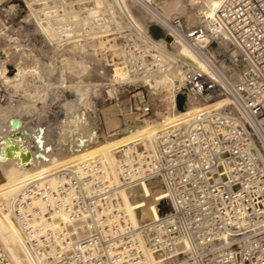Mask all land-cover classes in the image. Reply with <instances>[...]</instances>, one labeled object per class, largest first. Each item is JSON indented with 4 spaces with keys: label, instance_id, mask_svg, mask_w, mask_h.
<instances>
[{
    "label": "built area",
    "instance_id": "obj_1",
    "mask_svg": "<svg viewBox=\"0 0 264 264\" xmlns=\"http://www.w3.org/2000/svg\"><path fill=\"white\" fill-rule=\"evenodd\" d=\"M125 1L132 13L121 0L104 2L100 28L88 40L118 44L115 63L137 81L125 117L152 115L146 82L179 71L185 81L176 90L177 108L178 97L184 107L223 104L119 153L118 183L100 158L61 168L56 191L26 183L13 216L31 262L145 264L152 256L156 264H264V0H222L208 28L189 26L180 16L141 25L135 15L142 0ZM146 4L157 9L154 0ZM95 6L96 0H85V9ZM207 35H218L236 56L217 37L203 47ZM184 52L203 67L192 66ZM101 54L112 59L108 49ZM143 184L159 188L165 200L157 205L160 217L137 230L122 208L121 191ZM38 199L48 204L44 213ZM62 206L80 236L28 227ZM0 264H13L1 244Z\"/></svg>",
    "mask_w": 264,
    "mask_h": 264
},
{
    "label": "bare ground",
    "instance_id": "obj_2",
    "mask_svg": "<svg viewBox=\"0 0 264 264\" xmlns=\"http://www.w3.org/2000/svg\"><path fill=\"white\" fill-rule=\"evenodd\" d=\"M117 1L120 2V0ZM121 1L125 3L129 13H132V9L126 4V1ZM138 1L140 2V0ZM221 1L222 0L206 1L204 6H201L199 11L193 14V10L190 11L189 5L184 0H154L157 9L151 8L146 4V2H151V0H142L140 2L142 6L137 10V15L135 16L141 25L149 23L159 24V22H161L160 20L170 19L173 15L180 17L187 16L194 24L193 26L202 25L208 28L210 20L213 19L214 14L221 5ZM26 2V7L29 10V22L32 23L37 33L43 37L44 42L52 46L53 49L56 48L55 51H57V47L54 46L58 42H63V44L68 43L70 45L80 42L78 41L80 39L84 40V42L94 40L95 38L92 37L97 34V30L100 28L97 24L101 14L99 8L104 2H108V0H96V6L92 9H85V0H76L74 3L75 5L69 0H27ZM77 5L79 7H77ZM10 9H14V7H10ZM24 20H27V18ZM11 30H13V28H11ZM5 36L7 44L0 50V88L3 89L2 98H5V101H3L5 103L0 104V243L3 245L7 256L13 264H33L28 256L21 228L13 216L15 200L20 196L24 186L29 181H37L38 184L49 187L52 191H56L58 187L56 173L61 168L67 167L75 169L96 158L102 160L106 174L112 182H116L117 165L114 166L115 169L112 167L110 168L111 172L116 176L115 181L107 170L103 151L106 147L108 152L114 155L112 158H116L117 163L118 154L122 152L126 153L128 148L131 149L130 146H127L129 140H123V135L129 134L131 127L119 132L113 131L111 134L105 135L99 124L98 115L91 108L89 95L93 89L100 86L97 84L100 78L104 80L111 79L113 83L116 82V80L121 82V79L131 83H137V81L124 76L119 69V65L114 63L113 57H119L118 44L116 43H104L99 40L98 42L111 45L108 47L104 45V47L103 44L100 43V45H98V43L95 42L97 45L93 43L94 45L90 46L93 49L97 47L93 51L91 50L94 54H90L91 52L89 53L90 57L94 58L93 61L91 58L93 62L90 64L91 66L85 63V57L87 55L85 56L83 54L81 56L82 60L79 58L81 60L80 65L76 64L73 66L74 70L73 67H68V64H62L59 71V69L54 66L55 64H51V61V65L48 66L43 63L37 53L35 55L32 50L28 51L25 48L21 49L20 47L22 46L18 44L19 39H14L6 34ZM217 36H205L201 41V45L203 47L209 45L211 38L215 39ZM217 40L220 39L217 37ZM219 44L223 49L230 51L232 55L236 56V52L229 50L228 44L224 42L223 39L219 41ZM76 46L77 45H75V47ZM52 47H50V51H52ZM82 47H84L83 49L85 50L86 47L81 46V48ZM104 48L108 49L113 56L107 63L105 62L104 56L101 54V50ZM77 51L80 52L81 50L79 51L78 49ZM51 56L52 55H50V57ZM182 56L192 66L196 68L203 67L192 53L184 52ZM90 57L87 56V59H90ZM64 59L66 60V58ZM107 59L108 58H106V60ZM2 67H5L6 70L2 71ZM54 67L59 71L60 77H55L58 73L55 74L57 71H55ZM244 71H247L246 67ZM68 73L70 76L74 74L77 79H74V81L71 80V78L68 77ZM48 77H52L51 82L49 80L48 83L57 84L60 82L59 84L61 87L63 86L62 88H65L67 92L72 94V99H75L71 102L77 110L79 109L83 112V116L74 118V115L72 116V113L69 112L71 114L66 115V117L64 116L65 120L62 121L64 126L60 129L61 133L54 132L53 134L56 136L52 134V141L46 144L43 138H41V135H37V132L33 133L31 128L28 129V134L25 132L27 129L23 131L21 125L26 122L23 121L21 124V120H23V116L26 117L27 115L28 117L38 111L35 105L37 99L35 100L34 97L39 91L36 92L35 89L29 90L30 79H33L32 81L35 80V82L36 80L42 82ZM184 81L185 74L179 71L173 76H161L153 81L146 82L145 85L151 89L153 95L163 93L170 94V98L166 105L168 119L166 125L150 129L146 134L140 133L136 137L131 135L130 137L134 139L131 145L138 146L140 142L145 145L158 133L188 122L190 118L196 115L200 110L222 106L223 102H219L214 106L209 104H191L182 110L178 109L177 106H175L176 90L177 88H182ZM49 86L52 87L51 85ZM55 88H57V85ZM115 90L116 89L110 90L109 94L112 95ZM68 107L69 106H67V108ZM78 114L80 115V113ZM33 127L35 128V125ZM125 142L128 143L124 144ZM44 145H46L45 148H49L50 151L45 153L42 152ZM114 149H117V151L112 152ZM164 200L165 197L160 189L156 188L151 190L147 184L127 190L123 196V202L131 212V219L136 224V226H132L138 230L146 220L158 219L160 213L157 209V205ZM36 206L44 213L47 211L48 204L38 199L36 201ZM56 212L59 216L55 221L57 220V222L66 225L69 217L68 213H65L63 206L60 211H55L54 213ZM160 212H163V209H161ZM54 213H50V218ZM40 221L42 220L36 219L33 222ZM51 222L52 220H47L41 226H33L35 224L29 223L28 227L35 230L50 229L56 231L55 228L43 227L48 226ZM80 235L81 234L73 236ZM156 262L157 259L155 257L147 256L145 264H156Z\"/></svg>",
    "mask_w": 264,
    "mask_h": 264
},
{
    "label": "rangeland",
    "instance_id": "obj_3",
    "mask_svg": "<svg viewBox=\"0 0 264 264\" xmlns=\"http://www.w3.org/2000/svg\"><path fill=\"white\" fill-rule=\"evenodd\" d=\"M26 1L27 0H0V45L2 46V47L0 46V50L2 48H4V46L7 44V42L5 41L6 40L5 34L9 35V36L13 37L14 39H17V40L19 39L18 40L19 42L18 41L17 42L19 45H21L23 47V48L20 47L21 49L25 48L28 51L32 50V52L35 53V55L37 53V55L42 59L43 63L47 64V66L51 65L53 63V64H55L54 66H56L59 69V71H60L62 64H68L69 65V66L67 65L68 67H73L76 64L80 65L81 60H82L81 56L83 54L85 56L87 55L88 57H90V54H94V53H92V51L94 49H96L97 47H95L93 49L90 46L94 45L95 42L98 43V45H100L101 42H98L99 40L93 41V42H90V41L84 42V40L80 39V40H78L80 42H77L75 44H70V45L68 43L66 44L65 42H64L65 44H63V42L57 41L58 43L54 46V47H57V51H55L56 48L53 49L52 46L47 45L48 43L44 42L43 37L37 33V31L33 28L32 23H30L28 20L29 10L26 7L27 6ZM69 1H71L73 3V5H75L74 3L76 2V0H69ZM163 1H166V0H163ZM184 1L189 5V8L191 9V10L190 9L189 10L190 11L193 10L192 13L194 14V13L199 11V8L201 6H204L206 1H210V0H184ZM10 7H14V9H10ZM11 12H13V13H11ZM173 16H177V15H173ZM181 17L185 18L188 21L189 26L194 25L188 19L187 16H181ZM26 18H27V20H24ZM11 28H13V30H11ZM101 44H103V43H101ZM75 45H77V46L75 47ZM95 45H97V44H95ZM104 45L106 47H108L111 44H109V45L103 44V46ZM81 46H85L86 47L85 50L83 49L84 47L81 48ZM50 47H52L51 48L52 51H50ZM88 47H90V48H88ZM78 49H79V51L80 50L81 51L78 52L77 51ZM53 51H55L56 53ZM81 52H84V53H81ZM95 53H97V52H95ZM50 55H52V56L50 57ZM87 56L85 57V60H86L85 63L90 65L93 63L92 61L94 60V58L90 57V59H87ZM64 58H66V60H68V61H66ZM79 58H81V60ZM91 58H92V61H91ZM104 59H105V62L107 63L110 58H108L107 60H106V58H104ZM113 59H114V63H115L117 58L113 57ZM52 60L55 62H53ZM50 61H51V64H50ZM48 62H49V64H48ZM60 62H61V64H60ZM66 62H69V63H66ZM70 64H71V66H70ZM5 67H6V65H5ZM5 67L1 68L2 71L6 70ZM56 67H54L55 71H57L55 74L58 73V75H55V74L54 75L57 78L60 76H59V71L56 69ZM73 70H74V67H73ZM74 76H75L74 74H73V76H70V74L68 73V77H70L71 80H73V81H74V79H77V77L76 76L74 77ZM51 78L48 77L46 80H43L42 82L41 81L39 82L38 80H36V82H35V80L32 81L33 79H30V83H29L30 88L28 87L29 90L35 89L36 92L37 91L40 92V93L37 92L36 96L34 95L35 97L33 96L35 98V100L37 99V102L35 103V105H36L38 111L33 113L32 115H30L31 117L30 116L27 117V115H26V117L23 116V118H22L23 120H21V124L24 121L28 125L27 126L26 123H23L25 126L23 124L21 125V128L23 131H25L27 129L25 132L28 134V129L31 128L33 130V133L37 132V135H41V138H43V141L46 144L48 142L52 141L53 136H56L55 134H53L54 132L61 133L60 129H62V127L64 126L62 124V121L65 120L66 115H68V114L70 115L72 113L71 115L72 116L74 115V118H80V116L81 117L83 116V112L79 109L77 110L76 107L73 106L71 101H73L75 98L72 99V97H71L72 94L70 92H67L65 88H62L63 86L61 87V85L59 84L60 82H58L57 84L48 83L49 80L51 82ZM102 79L100 78L101 81L99 80V82H97V84H99L100 86L91 91V93L89 95V100H91L90 103H91L92 110H94V112L98 115L99 124H100L101 129L105 135H109L113 131L119 132V131H122L124 129H127L128 127H131V131L129 132V134L123 135V140L124 141L129 140V144L127 146H130L132 148L133 145H131V144H132V142H134V139H132L130 137L131 135H134V137H136L140 133L146 134V133H148V131H150V129H155V128H158L162 125H166V122L168 119V112H167L166 105H167V102L170 98L169 93H166V94L163 93V94H157V95L152 94L151 102L153 104V114L150 115L149 117H144V118L125 117L124 114L126 113V111L128 109V103H129L128 100H129L130 96H135L139 92L136 90L137 89V86H136L137 83L127 82L124 79H121V82H123V83H121L119 80H116V82L113 83L111 79H106V80H104V79L102 80ZM71 80H69V81H71ZM38 82H39V84H38ZM31 84H32V86H31ZM34 85H36V86H34ZM49 85H51L52 87H50ZM56 85H57V88H55ZM53 86H55V87H53ZM113 89H116V90L112 93V95L109 94V91L113 90ZM2 91H3V89L0 88V104L5 103V102H3V101H5V98H2V96H3ZM37 95H38V97H37ZM45 98H46V100H45ZM135 98H137V97H135ZM70 105H71V107H70ZM67 106H69V107L67 108ZM64 112L67 114H65ZM69 112H71V113H69ZM78 113H80V115ZM32 118H33V120H32ZM34 125H35L36 129L33 127ZM36 125H38V126H36ZM25 127H28V128H25ZM39 127L41 129L42 128H44V129L41 130ZM39 129L41 131H43L44 133L41 132ZM49 133H50V136H49ZM42 134H44V135H42ZM52 134H53V136H52ZM48 138H49V140H48ZM126 143H128V142H125L124 144H126ZM124 144H122V145H124ZM45 146L46 145H44V149H43L44 151L42 150V152H44V153L50 151V149L45 148ZM142 147H143V144L140 142V145L137 148H142ZM128 150H129V148H128ZM116 151H117V149L112 150V152H116ZM103 155H104V161L106 162V165H107V170L111 174L112 179L114 178V180L116 181L117 172H116V176H115L114 173L111 172V169H110L111 167L114 168V166L117 165L116 158H112V157H114V155L112 153L110 154L108 152V150L106 149V147H105V150L103 151ZM113 159H114V163H113ZM116 183H118V176H117ZM125 192L126 191H121L122 201H123V196L125 195ZM122 208L130 217L131 224L136 226L135 222H133V220L131 219L132 218L131 212L124 205V202L122 203ZM64 211H65V213L66 212L68 213V211L66 209H64ZM58 216L59 215L57 212L54 213V215H52V217L50 219H47V220H52V222L48 226H43V227L55 228L56 231L58 229H63L68 234L72 233V236L81 234L80 232L82 229L80 227L78 228L73 223L72 219L69 216V213H68L69 218H68L66 225H64L60 222H57V220L55 221V219H57ZM41 220L42 221H40V222H31V224H35L33 226H37V225L41 226L45 221H47L43 218ZM1 246L4 249L2 244H1ZM4 251H5V249H4Z\"/></svg>",
    "mask_w": 264,
    "mask_h": 264
},
{
    "label": "water",
    "instance_id": "obj_4",
    "mask_svg": "<svg viewBox=\"0 0 264 264\" xmlns=\"http://www.w3.org/2000/svg\"><path fill=\"white\" fill-rule=\"evenodd\" d=\"M177 104H178V109L182 110L184 109V99L182 97L177 98Z\"/></svg>",
    "mask_w": 264,
    "mask_h": 264
}]
</instances>
